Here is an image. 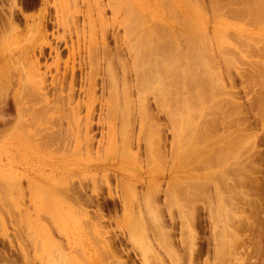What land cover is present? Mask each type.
Listing matches in <instances>:
<instances>
[{
	"label": "rangeland",
	"instance_id": "rangeland-1",
	"mask_svg": "<svg viewBox=\"0 0 264 264\" xmlns=\"http://www.w3.org/2000/svg\"><path fill=\"white\" fill-rule=\"evenodd\" d=\"M68 1L0 0V264H264V0H243L248 2L245 7L254 8L249 12L243 1L236 0V7L234 0H196L194 23L203 46L199 49L203 61L197 66L202 70L200 78L208 77L209 85L197 92L198 98H188L185 109L174 117V129L180 127L182 134L178 158L167 143L172 137L163 124L167 120L156 117L154 107L140 130L135 120L126 125V115H132L120 107L128 98L137 102L135 91L131 96L121 93L123 101L105 93L113 113L110 109L105 113L111 128L98 150L84 151L82 140L83 145L79 141L81 147L75 148L72 139L45 148L30 139L35 128L15 126L19 106L14 93L21 90V75L35 58L53 69L50 57L44 62L37 56V44L51 37L53 28L47 18L53 20L55 4L65 9L74 6L84 14L89 9L93 23L79 14L77 25L85 45L92 25L98 23L93 0ZM130 1L158 30L161 24H171L178 33L192 36L191 0L190 4L187 0ZM110 16L105 7L103 22ZM222 38L225 42L220 43ZM213 74L215 82L209 77ZM26 89L21 95L30 104ZM239 109L245 116L243 123ZM217 112L224 116L223 122L215 119ZM95 134L98 139L97 130ZM9 166L13 177L18 176L17 187L9 186L13 179L8 180ZM93 185L97 193L91 191ZM121 199L126 203L121 204Z\"/></svg>",
	"mask_w": 264,
	"mask_h": 264
},
{
	"label": "bare ground",
	"instance_id": "bare-ground-1",
	"mask_svg": "<svg viewBox=\"0 0 264 264\" xmlns=\"http://www.w3.org/2000/svg\"><path fill=\"white\" fill-rule=\"evenodd\" d=\"M69 1L71 2V4L75 2L72 0H69ZM159 1H162V0H159ZM167 1H169V0H167ZM187 1H185V2H187ZM191 1H192V4H191L192 5L191 6L192 7V15H191L192 20H190L191 22L190 21H188V22H190V24H192V25H190V24H188V25H190L191 27L193 26L194 28H192L191 29L192 31H190L192 36L188 37L189 35L186 36V35L178 33L177 30H179V29H176L174 26H173L174 27L173 28L171 24L166 25V24L160 23L161 24L160 27L162 29H159V30H158V28H156V24H148L146 19L143 17V15H141V13H143L142 10L139 7H137L134 2H132L130 0L129 1L128 0L127 1L126 0H124V1H122V0H106V2H103V0H93L92 4L94 5V10H95L94 13H96L98 16V23L95 22V24L97 23L96 26H95V24H93V25L91 24L93 27V33L89 34L88 44H86V45H85V43H87L86 40L84 42L82 41V43L79 40V35H78L79 29H78L77 25L79 24L78 23L79 14L82 17H88L89 22L92 21L91 13L89 14V9L87 10L88 13L84 14L85 13L84 11H82L81 9H76V8L74 9L73 8L74 6L70 7V9H68L67 8L68 6H66V9H65V8H63L65 5L64 6H62V5L58 6L59 4L58 5L55 4L56 8L54 11V17H52L53 20L47 18V21H49L52 24L53 31L52 30L50 31V35L53 39H51V37L47 38L43 34L45 36L43 38L44 40H42L39 44H37L38 45L37 46V56L41 57L44 60V62L46 61L47 58L50 57V59H52V62H53V69L49 66V63H48V65L46 64L47 61L45 62V65L41 66V63L38 61V58H35L36 56L34 57V55H33V57L35 59L32 61V65H31L30 69L26 72L24 71L20 77L21 81L19 83L21 84V90L16 91L14 93L16 105L19 106L16 109L17 119L14 122L15 126H18V127L19 126L20 127L21 126H28L30 128L32 127V129L35 128V132H33V134H30L31 136H33V137L35 136V137H34V139L33 138H30V139L35 140L38 144H41V146L44 145L45 148H46L45 145L51 146V144H52L54 146L55 143H57V145H58L60 142H62L60 144H64L63 142L65 139H70V140L72 139L71 142H74L73 144H74L75 148L78 145V142L82 140V141H84L83 144L85 146L84 151L87 150L86 152H89L90 149H92L93 147L96 150H98V148L99 149L101 148L100 146L102 145L103 139L106 137V133H108V130L111 128L110 123L105 118V116H106L105 113L107 114V111L110 109L109 104H110V102L112 104V101H110L108 104L109 100L108 101L106 100L107 97L105 96V93H108L107 96L109 95V98H111L113 100H117V99H121V97L119 98V95L121 93H126L127 95L124 94L125 96H131L133 94V92L135 91V93H136L135 95H136L137 99L134 101L135 102L137 101V102L133 103V100L130 101L131 99L128 98L129 102L126 101L124 103L125 104L124 106L122 104L123 108L120 107V109L125 110L128 115L130 113L132 115L131 118H127L128 116L126 115V117H125V119H127L126 125L132 124V122L135 120L138 123L137 126H139V130H140L142 124H144V122H143L144 118H146L148 116V114H150V112H149L151 110L150 107H154L156 110V114H157L156 117L160 118V116H165L164 118L167 120V123H163L164 127H166V129L170 130V132L172 133V137L169 140V142H167V143H169V148H173V149L175 148V155L174 156L177 157V155L180 154V150H181V136H182V134H181V128L180 127H178L177 129H174L175 128L174 122H173L174 117L177 114H180L181 110L184 108L185 104L187 103L186 100L188 98L189 99L198 98L197 92L202 87L207 86V84H208L207 80H209L208 77L204 78V75L202 78H200V76H199L200 75V73H199L200 69H198V66H197L198 62L201 63L203 61V60L200 61V54H202L200 52L202 50H199L200 46L202 45V42L200 44L201 38L198 37L199 34H197V29H196L197 24L194 23V22H196V21H194V20H196V11L198 12V10L196 8L197 6L195 5V2L198 3V1L200 2V0H198V1L191 0ZM191 1H188V4H190ZM235 1L236 0H234L233 2H235ZM239 1L242 2L243 0H237L238 3H239ZM257 1L258 0H256V2ZM211 2H212V0H211ZM217 2H216V4H219ZM229 2H231V1H229ZM241 2H240V4H241ZM245 2L243 1V3H244V4H242L243 7H245L244 5H246ZM246 3L248 4V2H246ZM261 3H262V1H261ZM62 4H64V2H62ZM152 4H153V2H152ZM223 4H224V7L228 6V5L225 6L224 2H223ZM254 4H255V2H254ZM75 5H77V4H75ZM197 5H199V4H197ZM229 5H231V4L229 3ZM210 6H211V4H210ZM214 6H216V5H214ZM220 6H221V4H220ZM250 6L251 5H247L245 7L246 10L253 8ZM257 6H259V5H257ZM105 7L109 8L110 12H111V16L109 17V20L107 22H103V19L101 17V13H103V10L105 9ZM161 7H163V6H161ZM233 7H231V9H234ZM236 7H237V3H236ZM221 8H223V6H221ZM221 8H220V10H221ZM228 8H227V10H228ZM9 9H10V7H9ZM71 9H74V10L71 11ZM201 9H203V8H201ZM253 9H252V11H253ZM255 9H256V7H255ZM259 9H262V8H259ZM215 10L220 11L218 9H215ZM234 10H236V12H237V10H240V8L234 9ZM225 11H226V9H225ZM257 11H259V10H257ZM261 11H263V10H261ZM221 12L223 14V11H221ZM232 12H233V10H232ZM247 12H249V10ZM120 13H122V14L120 15ZM171 14H173V13H171ZM243 14H245V13H243ZM243 14H242V16H243ZM262 14L263 13H261V15ZM85 15H87V16H85ZM118 15H120V16H118ZM167 15H169V14H167ZM117 16L120 18H117ZM188 17L190 18V16H188ZM251 17H249V18H251ZM89 18H91V20ZM169 18H171V17H169ZM258 18H259V15H258ZM258 18H257V20H258ZM262 18H261V20H262ZM94 19H96V17ZM259 21H258V23H260ZM185 22H187V21H185ZM255 22H257V21H255ZM92 23H93V21H92ZM178 23H179V21L176 24H178ZM199 24H198V26H199ZM178 25H181V24H178ZM190 26H188V28H190ZM120 28H122L123 32H120ZM181 28L183 30V27H181ZM188 28H185V29L189 31L190 29H188ZM59 29H61V32L59 31ZM6 30H7V28H6ZM73 34L76 37L75 40H73ZM80 35H82V34H80ZM180 35L186 36V37H184L185 39H183L182 36H180ZM219 37H218V39H219ZM107 39L110 41L112 40V42L114 44L112 47L109 46L110 42H108ZM221 41H224L223 38H222V40L220 39V43H221ZM206 42H208V40ZM203 45H205V42ZM201 47H203V46H201ZM46 48L48 49V51ZM63 54H66L65 59H63V57H64ZM201 56H203V54ZM206 56H207V54H206ZM212 56L214 57L215 54ZM203 59H206V57H204ZM209 62H207V64H205V66L208 67L206 69L207 70L206 72H209L208 71V69H209L208 63ZM224 63H225V61H224ZM214 65H215V63H214ZM210 66H213V64ZM204 69H205V67H204ZM208 75H210V74H208ZM205 76H206V73H205ZM209 77L213 81L217 76L211 75ZM217 80L218 79H216V81ZM188 82H189V84H187ZM213 82H215V80ZM214 87H215V89H217L216 86H214ZM25 89L27 90V95L30 97V99L28 97L30 104L23 102V97H24L23 94L25 92ZM21 91L23 92L22 95H21ZM149 95H151V97H149ZM26 97L27 96H25V98ZM124 99L126 100V98H124ZM121 100L123 101V98ZM24 103H26L28 105H24ZM229 103H228V105H229ZM230 105H233V103H230ZM116 107L117 108L119 107L118 104L115 105V108H113V109H116ZM111 110L112 109H110V111ZM110 111L108 113L112 115L113 112L111 111L112 112L111 113ZM82 112L84 113V115H81ZM215 112L216 111H214V113ZM239 112H240L239 113L240 114V121L243 123V120L245 119L243 110L239 109ZM135 113L137 114V116L134 115ZM133 115H134V117H133ZM217 116H219V117H216L215 119L219 120V122L220 121L223 122L224 116L220 115L219 113ZM123 119H124V117H123ZM109 120H110V118H109ZM146 121H147V119H146ZM179 121L181 122V120H179ZM122 122H123V120H122ZM180 125H181V123H180ZM169 126H171V128H169ZM158 127H156V128H158ZM151 128H152V126H151ZM126 129H127V127H126ZM95 130H97L99 132V138L98 139H97V134H95ZM148 130H150V129H148ZM163 130H164V128L162 129V127H160L159 131L163 132ZM25 132H26V130H25ZM195 132H196V129L193 133H195ZM138 134L136 137L137 147L139 145ZM155 134H158V133H154V135ZM30 135H29V137H31ZM108 136L109 135H107V138H108ZM135 136H136V134H135ZM157 137H158V141L160 142L161 141L160 139H162V138H160L161 136L158 134ZM107 138H106V140H107ZM128 138H129V136H128ZM128 138H126V139H128ZM164 138L165 137H163V139ZM95 139H97V140H95ZM82 141L79 143L82 144ZM162 141L160 143L162 144L163 147H165L166 146L165 141H163V143H162ZM94 142L96 145L93 146L92 143H94ZM128 143H130V142H128ZM79 147H81V146L78 145V148ZM103 147H104V145H103ZM126 148H127V146H126ZM126 148L123 147V150ZM58 149H60V148H58ZM103 149L104 148H102V150ZM53 152H54V150H53ZM102 152H100V154ZM104 152H105V150H104ZM116 155H117V153H116ZM130 155H132V154H130ZM94 156H95V154H94ZM156 157H158V156H156ZM177 158H176V160H177ZM100 159H101V157H100ZM160 159H163V158H160ZM96 167H98V166H96ZM238 168H240V167H238ZM9 172H10V175H9L10 178H8V180L10 181V179L13 177V171H12V168L10 166H9ZM240 172H242V171H240ZM11 180L14 181V184L12 181H10L12 184L9 182V186L11 185V186L17 187V185L15 184V181L18 180V176H17V178L13 177V179H11ZM175 183H177V182H175ZM105 184H106L107 188L109 189L110 188L109 185L107 183H105ZM32 186L33 185H28L29 188ZM94 188L95 187L93 185L91 188V191H93L95 193L96 188L95 189ZM97 190H99V189H97ZM122 190H123V188H122ZM72 191L74 192V190H72ZM69 192H70V190H69ZM176 193H178V192H176ZM141 194H142V192H141ZM182 195H184V194H182ZM71 196H72V194H71ZM73 196H74V194H73ZM78 199L79 198H77V200H75V199L74 200L80 201ZM88 200L86 199L85 202L88 203L90 201V200L89 201ZM184 201H188V200L185 199ZM122 203H126V202H123V200L121 199V204Z\"/></svg>",
	"mask_w": 264,
	"mask_h": 264
}]
</instances>
